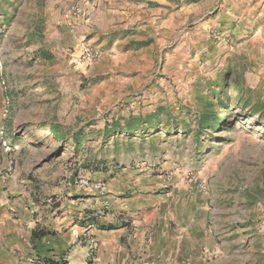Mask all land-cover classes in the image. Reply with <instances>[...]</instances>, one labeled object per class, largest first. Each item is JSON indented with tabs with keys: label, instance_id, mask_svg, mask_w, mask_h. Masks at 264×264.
<instances>
[{
	"label": "rangeland",
	"instance_id": "1",
	"mask_svg": "<svg viewBox=\"0 0 264 264\" xmlns=\"http://www.w3.org/2000/svg\"><path fill=\"white\" fill-rule=\"evenodd\" d=\"M70 1L0 0V108L18 150L29 143L22 147L25 163L48 188H77L82 179L99 192L111 167L123 168L130 181L149 175L191 182L209 196L213 218H231L238 228L239 242L227 244L234 247H227L233 252L224 264H264V80H234L233 68L251 66L232 55L217 62L213 51L219 42L247 46L254 33L182 31L176 44L184 36L191 44L183 62L159 74L156 58L149 71L138 72L127 59L117 66L82 59L83 44L99 49L88 37L77 48L69 33L63 36ZM40 50L51 61H39ZM205 108L220 121L199 131ZM128 119L149 122L144 131L110 129L105 138L106 127ZM50 125H58L63 139H54ZM77 132L85 136L78 149Z\"/></svg>",
	"mask_w": 264,
	"mask_h": 264
},
{
	"label": "crops",
	"instance_id": "2",
	"mask_svg": "<svg viewBox=\"0 0 264 264\" xmlns=\"http://www.w3.org/2000/svg\"><path fill=\"white\" fill-rule=\"evenodd\" d=\"M83 5L88 19L69 13L63 36L69 33L77 48L88 37L99 49L98 60L107 59L112 66L127 59L133 70L149 71L158 58L162 65L157 72L168 75L169 65L183 62L191 47L186 36L176 44L177 33L205 36L247 29L254 33L248 49L246 44L219 42L213 51L217 62L232 55L251 66L233 68L234 80L245 85L264 80V0H86ZM3 109L0 128L5 134L9 127ZM49 131L54 139H63L58 125H50ZM23 146L29 143L16 151H4L0 145V169L12 168L0 175V264H44L46 259L66 264H224L233 252L227 247H234L227 244L239 242L233 220L213 218L209 196L191 182L179 185L149 175L130 181L123 177V168L111 167L99 192L57 184L43 188L38 174L25 163ZM72 230L95 240L92 259L85 261L88 248L73 242Z\"/></svg>",
	"mask_w": 264,
	"mask_h": 264
},
{
	"label": "built area",
	"instance_id": "3",
	"mask_svg": "<svg viewBox=\"0 0 264 264\" xmlns=\"http://www.w3.org/2000/svg\"><path fill=\"white\" fill-rule=\"evenodd\" d=\"M86 0H71L69 2V13L72 18H83V19H88L89 17V12L83 5ZM80 56L82 57L83 60L86 62L92 61L100 56V52L97 49H94L92 46L89 44H83L81 47V53ZM7 110L4 108L2 115L3 117H6ZM0 145L2 146L4 151H16L18 149L17 145L9 143L7 140L3 128H0ZM11 166H8L4 169H0V175L1 176H6L9 174L11 171ZM78 188L80 189H88L91 187V183L88 180H79L78 182ZM96 188L98 186H95ZM72 236H73V242L74 243H79L82 242L84 243L85 246L88 248V253L86 255L85 261H88L89 259H92L95 249H96V242L86 232H79L77 230H72ZM208 255L213 256V252L210 251L208 252Z\"/></svg>",
	"mask_w": 264,
	"mask_h": 264
},
{
	"label": "trees",
	"instance_id": "4",
	"mask_svg": "<svg viewBox=\"0 0 264 264\" xmlns=\"http://www.w3.org/2000/svg\"><path fill=\"white\" fill-rule=\"evenodd\" d=\"M34 56L38 58L39 61H42V62L51 61V56L48 55L47 52H44L42 50L35 52ZM209 111H210L209 108H205L200 113L198 117V124H197L199 131H201V129L205 127H209V128L214 127L219 123L220 120L216 116L212 115ZM147 122H149V120L139 119L137 122H135L133 120L128 119L124 121V125L120 124V125L108 126L104 129V131L107 132V134L105 135V138H107V136L110 134L111 132L110 129H112V131L115 130L116 128H119L120 130L123 129V131L127 135H133V131L138 130V129H141V131H144L146 130L145 125ZM56 131H58V129H56ZM84 137L85 136H83L82 132H77L74 134L73 139L75 140V145L77 149L80 148V142L84 139ZM44 264H66V261L61 260V259L60 260L46 259L44 261Z\"/></svg>",
	"mask_w": 264,
	"mask_h": 264
}]
</instances>
